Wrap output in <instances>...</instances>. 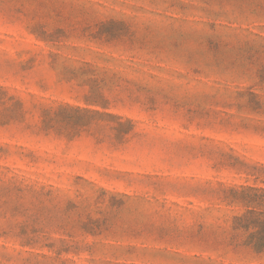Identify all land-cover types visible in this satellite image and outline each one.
<instances>
[{"label": "rangeland", "instance_id": "1", "mask_svg": "<svg viewBox=\"0 0 264 264\" xmlns=\"http://www.w3.org/2000/svg\"><path fill=\"white\" fill-rule=\"evenodd\" d=\"M0 264H264V0H0Z\"/></svg>", "mask_w": 264, "mask_h": 264}]
</instances>
